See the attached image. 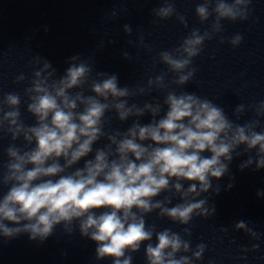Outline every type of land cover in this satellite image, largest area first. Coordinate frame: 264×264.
Here are the masks:
<instances>
[{"label":"clouds","instance_id":"clouds-1","mask_svg":"<svg viewBox=\"0 0 264 264\" xmlns=\"http://www.w3.org/2000/svg\"><path fill=\"white\" fill-rule=\"evenodd\" d=\"M251 4L252 0H201L195 14L201 24L211 18L209 27L203 32L193 28L177 47L159 52V63L167 71L135 89L121 87L116 74L95 72L93 77V67L79 54L69 58V67L60 76L49 60L36 55L23 92L34 123L26 124L22 118L19 93L0 96V134L11 138L4 149L8 159L0 171V188H7L0 197V236L12 239L26 233L30 240L43 243L62 225L68 235L78 227L82 238L96 244L95 258L111 259L112 264H132V254L142 245L147 264L201 260L206 245L192 248L190 228H183V235L170 228L157 231L155 224L147 225L145 216L157 212L159 218L179 225H189L194 217L214 216L216 207L209 206L205 194L210 190L219 194V184L214 186L212 181L229 175L234 154L255 150V156L250 155L239 167L244 170L255 163V170L264 169V101L248 106L255 118L239 124L213 101L169 87L183 88L193 80V60L203 51L205 41L223 31L222 21H247ZM152 13L153 23L175 15L188 27L175 0H162V6ZM123 30L132 35L130 25L125 24ZM242 41L237 33L228 43L235 48ZM139 44L145 46L143 36ZM122 55L130 59L128 52ZM169 73L174 74L170 81ZM26 79L22 73L15 82ZM153 92L164 94L162 103L155 96L142 105L129 102ZM111 112L121 123L131 119L126 130L110 128L111 117L106 114ZM245 112L246 106L239 104L233 115L238 120ZM146 114L151 120L142 124ZM102 139L107 143L94 147ZM242 146L243 151H238ZM82 159L83 166L74 167ZM233 186L229 183L227 188ZM163 193L167 195L157 199ZM257 197H264V190H258ZM174 200L179 202L173 204ZM234 227L259 239L246 221ZM258 247L253 244L251 250Z\"/></svg>","mask_w":264,"mask_h":264},{"label":"water","instance_id":"water-1","mask_svg":"<svg viewBox=\"0 0 264 264\" xmlns=\"http://www.w3.org/2000/svg\"><path fill=\"white\" fill-rule=\"evenodd\" d=\"M0 171H2L1 164ZM4 193L5 188H0V197H2ZM0 264H15L12 239H7L3 236H0Z\"/></svg>","mask_w":264,"mask_h":264}]
</instances>
